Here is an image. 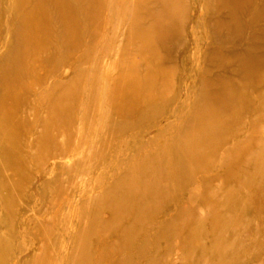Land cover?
I'll use <instances>...</instances> for the list:
<instances>
[{
	"label": "rangeland",
	"instance_id": "rangeland-1",
	"mask_svg": "<svg viewBox=\"0 0 264 264\" xmlns=\"http://www.w3.org/2000/svg\"><path fill=\"white\" fill-rule=\"evenodd\" d=\"M99 2L0 112V264H264L259 0Z\"/></svg>",
	"mask_w": 264,
	"mask_h": 264
},
{
	"label": "bare ground",
	"instance_id": "bare-ground-1",
	"mask_svg": "<svg viewBox=\"0 0 264 264\" xmlns=\"http://www.w3.org/2000/svg\"><path fill=\"white\" fill-rule=\"evenodd\" d=\"M1 1L4 2L5 0ZM140 1L144 0H137V3ZM230 1L240 5L239 11H242L245 8V3L250 0ZM9 3L10 8L6 10L5 14L10 15L12 19L9 23L4 22L6 23L5 39L2 41L0 37V45L6 51L5 55H0V112L11 113L15 110L14 106L17 107L14 84L24 86L21 82L22 75H20L22 71L20 66L23 61L37 60L36 68L32 67V69L37 73L38 67H42L44 72L40 79H47L50 75L48 72L52 73L50 59L53 60L54 55H60L61 51L66 53L69 50L71 55L72 53L75 55L77 51H82L80 48L83 47L85 41L79 37V31H84L83 25L87 24V21L93 25L97 20L95 13L97 11L102 12L103 5L99 0L97 4H94V0H10ZM258 3L262 5V9L258 11L261 13L264 9V0H259ZM137 5L136 17H140V14L141 16L143 14V9L142 6L138 8ZM260 5L256 8H260ZM242 7L243 9H241ZM4 12L0 5V33L4 26L2 20ZM147 14L145 9L144 15L147 16ZM142 29L139 28L137 34L141 33ZM93 35L94 30L90 29L89 36L92 37ZM253 62V60L248 59L243 64L250 65ZM6 105L9 107H5ZM59 123L63 124V121L58 116L54 117L53 124ZM16 186H20V184ZM4 192L6 197L5 209H10L14 199L7 193L6 188H4ZM2 225L8 226L7 223L0 222V226ZM6 253L7 249H2L0 259Z\"/></svg>",
	"mask_w": 264,
	"mask_h": 264
}]
</instances>
